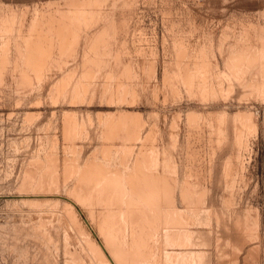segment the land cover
<instances>
[{
  "label": "rangeland",
  "instance_id": "1",
  "mask_svg": "<svg viewBox=\"0 0 264 264\" xmlns=\"http://www.w3.org/2000/svg\"><path fill=\"white\" fill-rule=\"evenodd\" d=\"M85 1L0 0V264H264V0Z\"/></svg>",
  "mask_w": 264,
  "mask_h": 264
},
{
  "label": "bare ground",
  "instance_id": "2",
  "mask_svg": "<svg viewBox=\"0 0 264 264\" xmlns=\"http://www.w3.org/2000/svg\"><path fill=\"white\" fill-rule=\"evenodd\" d=\"M72 1H73V0H72ZM76 1H78V0H76ZM81 1H83V0H81ZM84 1H85V0H84ZM88 1H89V0H88ZM74 2H75V0H74ZM85 2H86V1H85ZM89 2H90V1H89ZM75 3H76V2H75ZM78 3H80V1H79ZM82 3L84 4V2H82ZM75 6H76V5H75ZM79 7H81V6H79ZM74 8H75V7H74ZM9 10H10V9H9ZM78 10H79V9H78ZM83 10H84V9H83ZM69 11H71V10L69 9ZM71 12H74V11H71ZM81 12H84V11H81ZM65 13H67V12L65 11ZM78 13H80V12H78ZM85 13H86V12H85ZM70 14H71V13H70ZM88 14H89V13H88ZM6 15H7V14H6ZM63 15H65V14L63 13ZM75 15H76V16H73V17H78L79 14L77 15V13H76ZM80 15H81V14H80ZM86 15H87V13H86ZM83 16H84V20H85V19H86V18H85L86 16H85V15H83ZM9 17H10V16H9ZM53 17H54V19H55L56 16H53ZM60 17H61V16H60ZM63 17H64V16L61 17L62 19H58V17H56V20H61L62 23H63V22H64V21H63V19H64ZM65 17H67V16H65ZM81 17H82V16H80V18H81ZM90 17H91V16H90ZM37 18H38V17H37ZM39 18H40V17H39ZM51 18H52V17H51ZM51 18H50V19H51ZM69 18H70V16H69ZM88 18H89V17H88ZM92 18H93V17H92ZM54 19H53V20H54ZM8 20H9V19H8ZM12 20H13V19H11L10 21H12ZM34 20H36L35 17H34ZM34 20H33V21H34ZM65 20H66V19H65ZM69 20L71 21V19H69ZM82 20H83V19L81 18V21H82ZM6 21H7V20H6ZM33 21H32V22H33ZM39 21H40V20H39ZM66 21H68V20H66ZM75 21H76V20H75ZM75 21H73V22H75ZM88 21H89V20H88ZM88 21H87V22H88ZM7 22H8V21H7ZM49 22H50V21H49ZM76 22H77V21H76ZM82 22H83V21H82ZM84 22H86V21H84ZM1 23H2V22H1ZM8 23H9V22H8ZM10 23H12V22H10ZM10 23L7 24V23L4 22L3 24H4V26H5V24L10 25ZM33 23H35V22H33ZM33 23H31V24H33ZM36 23H37V22H36ZM36 23H35V26L37 25ZM40 23H42V22H40ZM57 23H58V22H57ZM70 23L73 24L72 22H70ZM80 23H81V22H80ZM3 24H2V25L0 24V25L3 26ZM49 24H50V23H49ZM49 24H48V27H50V26L52 25V27L49 28V29H51L50 31H52V28H53V26H55V25L53 24V22H52V24H51L50 26H49ZM67 24H68V23H67ZM56 25H57V24H56ZM59 25H61V24H59ZM65 25H66V22H65ZM65 25H63L62 27H64ZM30 26H31V25H30ZM70 26H71V25H70ZM74 26H75V25H74ZM79 26H80V25H78L77 27L79 28ZM5 27H7V26H5ZM10 27H11V26H10ZM32 27H34V25H33ZM32 27L29 28V29L31 30V32H32V30H36V29H32ZM38 27H39L38 29H41V28H42L41 25L38 26ZM40 27H41V28H40ZM55 27H56V26H55ZM55 27H54V28H55ZM60 27H61V26H60ZM65 27H66V26H65ZM67 27H69V25H68ZM77 27H76V28H77ZM2 28H3V27H2ZM57 28H59V27L57 26ZM57 28H56V29H57ZM71 28H72V27H71ZM6 29H7V28H6ZM60 29H61V28H60ZM60 29H59V30H60ZM65 29L67 30L68 28H65ZM69 29H70V28H69ZM74 29H75V28H74ZM41 30H42V29H41ZM39 31H40V30H38V32H36V33L34 32V33H35V34H38ZM42 31H43V30H42ZM42 31H41V32H42ZM56 31H57V30H56ZM61 31H62V30H61ZM61 31H60V33H61ZM63 31H64V30H63ZM67 31H68V30H67ZM74 31H75V30H74ZM102 31H103V30H102ZM21 32H22V31H21ZM29 32H30V31H29ZM29 32L26 34L27 36H28ZM44 32H45V30H44ZM47 32H48V31H47ZM47 32H46V33H47ZM54 32H55V31H54ZM57 32H59V31H57ZM65 32H66V31H65ZM70 32H71V30H70ZM75 32H77V31H75ZM75 32H74V33H75ZM100 32H101V31H100ZM62 33H63V32H62ZM101 33H102V32H101ZM23 34H24V33H23ZM30 34H31V33H30ZM41 34H42V33H41ZM47 34H48V33H47ZM56 34H57V33H55V35H56ZM67 34H69V33L67 32ZM67 34H66V36H67ZM70 34H71V33H70ZM60 35H61V34H60ZM2 36H3V34H2ZM27 36H26V37H27ZM30 36H32V35H30ZM30 36H28L27 38H29ZM40 36H42V35L39 34V37H40ZM57 36H58V35H57ZM64 36H65V34H64ZM66 36H65V37H66ZM10 37H11V36H10ZM23 37H24V36H23ZM26 37H24L26 40L23 38V40H24L23 42L26 43L25 41H27V44H28V41H29V40H27ZM32 37H36V36H32ZM37 37H38V35H37ZM37 37H36V39H37ZM53 37H54V36H53ZM58 37H59V36H58ZM65 37H64V38L62 37V42H63V39L65 40ZM76 37H77V36H76ZM101 37H102V36H101ZM2 38H3V37H2ZM55 38H56V37H55ZM59 38H60V37H59ZM13 39H14V38H13ZM44 39H45V38H44ZM44 39H43V40H44ZM46 39H49V38H46ZM50 39H51V38H50ZM60 39H61V38H60ZM11 40H12V39H11ZM30 40H31V38H30ZM32 40H33V38H32ZM32 40H31V42H32ZM43 40H42V42H43ZM51 40H52V39H51ZM54 40H55V39H54ZM67 40H68V36H67ZM45 41H46V40H45ZM47 41H49V40H47ZM47 41H46V42H47ZM52 41H53V40H52ZM76 41H77V40H76ZM99 41H101V40H99ZM99 41H98V42H99ZM23 42H22V43H23ZM38 42L41 43L40 40H39ZM38 42H36V44H37V49H38L39 46H40V45L38 44ZM46 42H45V43H46ZM64 42H65V41H64ZM67 42H68V41H67ZM34 43H35V40H34ZM57 43H58V42H57ZM18 44H19V42H18ZM18 44H17V45H18ZM36 44H35V45H36ZM42 44H43V43H42ZM49 44H50V43H48L47 47L49 46ZM52 44H56V42L54 43V41H53ZM61 44H62V43H61ZM72 44H73V43H72ZM72 44H71V45H72ZM4 45L6 46V44H4ZM19 45H20V44H19ZM31 45H34V44H31ZM43 45H44V44H43ZM45 45H46V44H45ZM58 45L61 46V48H62V46H63V45H60V43H58ZM64 45H65V44H64ZM66 45H67V44H66ZM68 45H69V43H68ZM87 45H88V44H87ZM25 46H26V45H25ZM29 46H30V44L27 45V47H29ZM34 47H35V46H34ZM42 47H43V49H44V46H42ZM49 47H50V46H49ZM51 47H52V46H51ZM51 47H50V48H51ZM53 47H55V45H54ZM53 47H52V48H53ZM21 48H22V47H21ZM25 48H26V47H25ZM61 48H59V49H61ZM26 49H27V48H26ZM43 49H41V50H43ZM46 49H47V48H46ZM46 49H44V52H42L43 54L45 53V50H46ZM64 49H65V48L63 47V49H62L63 52H64ZM68 49H69V48H68ZM73 49H74V48H73ZM247 49H248V48H247ZM251 49H252V48H251ZM20 50H21V49H20ZM33 50H34V48H33ZM47 50H48V49H47ZM47 50H46V51H47ZM38 51H40V48H39ZM59 51H61V50H59ZM30 52H31V51H30ZM33 52H34V51H33ZM33 52H31V53H33ZM52 52H53V51H52ZM52 52H49V53H52ZM61 52H62V51H61ZM63 52H62V53H63ZM68 52H69V50H68ZM245 52H246V51H245ZM252 52H253V51H252ZM260 52H261V51H260ZM27 53H28V51H27ZM31 53H30V54H31ZM38 53H39V52H37V56H35L36 58L38 57V55L43 56V57H42L43 59L45 58V56H44L41 52H40V54H38ZM236 53H237V52H236ZM256 53H257V52H256ZM22 54H23V53H22ZM24 54H25V52H24ZM28 54H29V53H28ZM34 54H36V53L34 52ZM46 54H48V53H46ZM60 54H61V53H60ZM237 54H238V53H237ZM259 54H260V53H259ZM19 55H20V54H19ZM249 55H250V54H249ZM260 55H261V54H260ZM12 56H13V55H12ZM12 56H10V57H12ZM25 56H26V55H25ZM31 56H32V55H31ZM31 56H30V58H31ZM41 56H39V58H40ZM51 56H52V55H51ZM247 56H248V55H247ZM20 57H21V55H20ZM22 57H23V55H22ZM33 57H34V56H33ZM33 57H32V58H33ZM49 57H50V56H49V54H48V57H47V58H49ZM4 58H5V57H4ZM27 58H28V56H27ZM30 58H28V59H25V58H24V59L27 60V61H28V60L31 61ZM36 58H35V60H36ZM50 58H51V57H50ZM237 58H238V57H237ZM249 58H250V57H249ZM18 59H20V58H18ZM33 59H34V58H33ZM40 59H41V58H40ZM43 59H42V60H43ZM245 59H246V58H245ZM245 59H244V60H245ZM5 60H6V59H5ZM45 60H47V59H45ZM33 61H34V60H33ZM33 61H32V62H33ZM36 61L39 62V61H41V60H39V61L36 60ZM232 61H233V60H232ZM234 61H235V58H234ZM249 61H250V60H249ZM34 62H35V61H34ZM37 62H35V64H36ZM41 62H42V61H41ZM41 62H40L39 64H41V68H42V67H44V64H45V63H44V62L41 63ZM52 62H53V61H52ZM244 62H245V61H244ZM256 62H257V61H256ZM12 63H13V62H12ZM20 63H21V62H19V64H20ZM28 63L30 64L29 61H28ZM47 63H48V62H47ZM254 63H255V62H254ZM25 64H27V62H26ZM29 64H28V65H29ZM37 64H38V63H37ZM39 64L37 65L38 67H40ZM233 64H234V63H233ZM21 65H23V64H21ZM42 65H43V66H42ZM242 65H245L244 67H246V64H242ZM261 65H262V64H261ZM261 65H260V66H261ZM29 66H30V65H29ZM37 66H35V67L37 68ZM45 66H46V65H45ZM47 66H48V65H47ZM260 66H259V68H260ZM35 67H33V68H35ZM234 67H236V66H234ZM237 67H238V66H237ZM247 67H248V66H247ZM41 68H40V69H41ZM234 69H235V68H234ZM236 69H237V68H236ZM7 70H8V69H7ZM240 70H242V69H240ZM243 70H244V69H243ZM262 70H263V69H262ZM25 71H26V69H25ZM38 71H39V70H38ZM263 71H264V70H263ZM50 72H51V71H50ZM240 72H241V71H240ZM26 73H27V72H26ZM33 74H34V73H33ZM25 75H26V74H25ZM3 76H4V75H3ZM33 76H34V75H33ZM5 77H6V76H5ZM10 78H11V77H10ZM31 79H32V78H31ZM38 79H39V78H38ZM10 80H11V79H10ZM2 81H3V80H2ZM25 81H26V79H25ZM32 86H33V85H32ZM204 86H205V85H204ZM28 90H29V89H28ZM30 91H31V90H30ZM20 93H21V92H20ZM26 113H27V112H26ZM246 119H247V118H246ZM250 119H252V118H250ZM248 120H249V118H248ZM240 122H241V120H240ZM118 123H119V121H118ZM104 129H105V128H104ZM105 130H106V129H105ZM134 131H135V130H134ZM239 132H240V130L238 131V133H239ZM242 133H243V132H242ZM242 133H240L239 135H237V136L235 137V138H237V140L235 141V143H237L238 141H239V142H240V141L243 142V140H241V134H242ZM116 134H117V133H116ZM236 134H237V132H236ZM132 135H133V134H132ZM140 135H141V134H140ZM104 136H105V135H104ZM109 136H110V135H109ZM117 136H118V134H117ZM150 136H151V135H150ZM245 137H246V136H245ZM107 139H108V138H107ZM129 139H130V138H129ZM139 139H140V138H139ZM242 139H243V138H242ZM123 140H124V139H123ZM147 142H148V141H147ZM149 142H150V141H149ZM130 143H131V142H130ZM143 144H144V143H143ZM237 144H239V143H237ZM241 144L243 145V143H241ZM241 144H240V145H241ZM245 144H246V143H245ZM239 147H240V146H239ZM239 147H238V148H239ZM238 148H237V149H238ZM106 151H107V150H106ZM235 151H236V150H235ZM242 151H243V150H242ZM127 152H128V151H127ZM151 153H153V152H151ZM235 153H236V152H235ZM53 154H54V153H53ZM238 155H239V154H238ZM34 156H35V155H34ZM36 156H37V155H36ZM135 157H136V156H135ZM100 159H101V158H100ZM100 159H99V160H100ZM95 160H96V159H95ZM70 161H71V160H70ZM87 161H88V160H87ZM152 161H153V159H152ZM164 161H165V160H164ZM170 161H171V160H170ZM44 162H45V160H44ZM141 162H142V160H141ZM233 162H234V161H233ZM233 162H232V163H233ZM46 163H47V162H46ZM46 163H45V164H46ZM97 163H98V162H97ZM133 163H134V162H133ZM78 164H80V163H78ZM136 164H137V163H136ZM140 164H141V163H140ZM142 164H143V163H142ZM168 164H169V163H168ZM172 164H173V163H172ZM229 164H230V162H229ZM97 165H98V164H97ZM100 165H101V164H100ZM100 165H99V167H100ZM147 165H148V164H147ZM147 165H146V166H147ZM155 165H156V164H155ZM106 166H107V165H106ZM128 166H129V165H128ZM130 166H131V165H130ZM138 166H139V165H138ZM151 166H152V165H151ZM228 166H229V165H228ZM228 166H227V167H228ZM141 167H142V165H141ZM148 167H149V166H148ZM156 167H157V165H156ZM240 167H241V165H240ZM45 168H46V167H45ZM82 168H83V167H82ZM84 168H85V167H84ZM112 168H114V167H112ZM152 168H153V166H152ZM165 168L167 169V167H165ZM170 168H171V167H170ZM174 168H175V167H174ZM231 168H232V167H231ZM35 169H36V168H35ZM37 169H38V168H37ZM52 169H53V168H52ZM92 169H93V168H92ZM117 169H118V168H117ZM120 169H121V168H120ZM145 169H147V168H145ZM153 169H154V168H153ZM156 169H157V168H156ZM163 169H164V168H163ZM43 170H44V169H43ZM100 170H101V169H100ZM107 170H108V169H107ZM115 170H116V168H115ZM129 170H130V169H129ZM133 170H134V169H133ZM174 170H175V169H174ZM227 170H229V169L227 168ZM230 170H231V169H230ZM77 171H79V170H77ZM101 171H102V170H101ZM101 171H100V172H101ZM131 171H132V170H131ZM158 171H160V170H158ZM170 171H171V170H170ZM38 172H39V171H38ZM57 172H58V171H57ZM108 172H109V171H108ZM227 172H228V171H227ZM43 173H44V172H43ZM112 173H113V172H112ZM112 173H110V174H112ZM118 173H119V172H117V173H115V174H118ZM149 173H150V172H149ZM25 174H26V173H25ZM74 174L76 175V173H74ZM113 174H114V173H113ZM143 174H144V173H143ZM153 174H156V173H153ZM38 175H39V174H38ZM77 175H78V174H77ZM122 175H123V174H122ZM126 175H127V174H126ZM148 175H149V174H148ZM160 175H161V174H160ZM169 175H170V174H169ZM172 175H173V174H172ZM34 176H35V175H34ZM105 176H106V175H105ZM115 176H116V175H115ZM135 176H136V175H135ZM154 176H156V175H154ZM154 176H153V177H154ZM107 177H108V176H107ZM124 177H125V176H124ZM124 177H123V180H124V182H125ZM142 177H143V176H142ZM150 177H151V175H150ZM162 177H163V176H162ZM26 178H28V177H26ZM34 178H35V177H34ZM54 178H55V177H54ZM114 178H115V177H113V179H114ZM145 178H146V177H145ZM160 178H161V177H160ZM169 178H170V177H169ZM116 179H117V182H118V178H115V180H116ZM138 179H139V178H138ZM154 179H156V178H154ZM107 180H109V179H107ZM111 180H112V179H111ZM121 180H122V179H121ZM123 180H122V181H123ZM129 180H130V179H129ZM143 180H144V179H143ZM150 180H151V178H150ZM159 180H160V179H159ZM165 180H166V178H165ZM190 180H191V179H190ZM112 181H113V180H112ZM139 181H140V179H139ZM163 181H164V180H163ZM178 181H179V180H178ZM229 181H230V180H229ZM231 181H232V180H231ZM53 182H54V181H53ZM126 182H127V181H126ZM137 182H138V181H137ZM154 182H155V181H154ZM169 182H171V179H170ZM51 183H52V182H51ZM121 183H122V182H121ZM158 183H159V182H158ZM173 183H174V182H173ZM182 183H183V181H182ZM21 184H22V183H21ZM54 184H55V183H54ZM124 184H125V183H124ZM128 184H129V183H128ZM128 184H127V185H128ZM131 184H133V183H131ZM141 184H142V183H141ZM141 184H140V185H141ZM146 184H147V183H146ZM146 184H145V185H146ZM186 184H187V183H186ZM226 184H227V183H226ZM231 184H232V183H231ZM27 185H28V184H27ZM34 185H35V184H34ZM101 185H102V184H101ZM109 185H110V184H109ZM113 185H114V184H113ZM113 185H112V186H113ZM121 185H123V184H121ZM136 185H137V184H136ZM148 185H149V184H148ZM152 185H153V184H152ZM155 185H156V184H155ZM173 185H174V184H173ZM178 185H179V184H178ZM181 185H182V184H181ZM181 185H180V186H181ZM183 185H184V183H183ZM227 185H228V184H227ZM227 185H226V186H227ZM229 185H230V184H229ZM229 185H228V186H229ZM55 186H57V185H55ZM86 186H87V185H86ZM123 186H124V185H123ZM138 186H139V185H138ZM142 186H143V185H142ZM175 186H177V185H175ZM226 186H225V187H226ZM233 186H234V184H233ZM115 187H116V186H115ZM124 187L128 188V190L130 191L129 187L131 188V185L128 186V187L125 185ZM134 187H135V186H134ZM155 187H156V186H155ZM157 187H158V186H157ZM160 187H161V185H160ZM166 187H167V186H166ZM177 187H178V186H177ZM182 187H183V186H182ZM230 187H231V186H230ZM86 188H87V187H86ZM98 188H99V187H98ZM98 188H97V189H98ZM109 188L111 189V187H109ZM120 188H121V187H120ZM120 188H119V189H120ZM139 188H140V187H139ZM143 188H144V187H143ZM143 188H142V189H143ZM147 188H148V187H147ZM150 188H151V187H150ZM170 188H171V187H170ZM232 188H233V187H232ZM107 189H108V188H107ZM115 189H117V188H115ZM161 189H162V188H161ZM166 189H167V188H166ZM178 189H179V188H178ZM178 189H177V190H178ZM182 189H183V188H182ZM88 190H89V189H88ZM88 190H87V192H88ZM93 190H94V189H93ZM113 190H114V189H113ZM140 190H141V189H140ZM147 190H149V188H148ZM158 190H159V189H158ZM40 191H41V189H40ZM81 191H82V190H81ZM91 191H92V190H91ZM95 191H96V190H95ZM106 191H107V190H106ZM124 191H125V189H124ZM131 191H132V190H131ZM136 191H138V190H136ZM142 191H143V190H142ZM145 191H146V190H145ZM155 191H156V190H155ZM164 191H165V190H164ZM23 192H24V191H23ZM27 192H28V191H27ZM52 192H53V191H52ZM82 192H83V191H82ZM87 192H86V194H87ZM89 192H90V191H89ZM96 192H97V191H96ZM151 192H152V191H151ZM162 192H163V191H162ZM185 192H186V191H185ZM194 192H195V191H194ZM71 193H72V192H71ZM108 193H109V192H108ZM113 193H114V191H113ZM117 193H119L118 190H117ZM130 193H131V192H130ZM138 193H140V192H138ZM159 193H160V192H159ZM179 193H180V192H179ZM29 194H30V193H29ZM29 194H27V195H29ZM37 194H39V193H37ZM81 194H82V193H81ZM88 194H89V193H88ZM90 194H92V193L90 192ZM110 194H112V193H110ZM110 194H109V195H110ZM119 194H120V193H119ZM127 194H128V193H127ZM143 194H144V193H143ZM143 194H142V195H143ZM156 194H157V193H156ZM182 194L184 195V190H183V193H182ZM185 194H186V193H185ZM198 194H199V193H198ZM33 195H34V194H33ZM35 195H36V194H35ZM104 195H105V194H104ZM125 195H126V193H125ZM129 195H130V194H129ZM146 195H147V194H146ZM158 195H159V194H158ZM161 195H162V194H161ZM161 195H160V196H161ZM165 195H166V194H165ZM168 195H169V193H168ZM170 195H171V194H170ZM186 195H187V194H186ZM99 196H100V194H99ZM113 196H114V195H113ZM115 196H116V195H115ZM115 196H114V197H115ZM127 196H128V195H127ZM127 196H125V197H127ZM143 196H145V195H143ZM153 196H154V195H153ZM156 196H157V195H156ZM172 196H173V195H172ZM232 196H233V194H232ZM78 197H79V196H78ZM80 197H81V196H80ZM82 197H83V195H82ZM84 197H87V198H88V197H91V195H89V196H85V195H84ZM102 197H103V196H102ZM105 197H106V195H105ZM139 197H141V196L139 195ZM177 197H178V196H177ZM187 197H188V196H187ZM187 197H186V198H187ZM193 197H194V196H193ZM197 197H198V196H197ZM226 197H227V196H226ZM27 198H28V197H27ZM92 198H93V195H92ZM108 198H109V196H108ZM128 198H129V197H128ZM149 198H150V197H149ZM161 198H163V197H161ZM161 198H160V199H161ZM182 198H183V197H182ZM184 198H185V197H184ZM200 198H201V197H200ZM229 198H230V197H229ZM33 199H34V198H33ZM111 199L113 200V198H111ZM122 199H125V198L123 197ZM150 199H151V198H150ZM157 199H158V198H157ZM172 199H173V198H172ZM175 199H176V198H175ZM227 199H228V198H227ZM87 200H88V199H87ZM90 200H91V198H90ZM104 200H105V199H104ZM108 200H109V199H108ZM116 200H117V198H116ZM118 200H119V199H118ZM118 200H117V201H118ZM127 200H128V199H127ZM136 200H137V199H136ZM162 200H163V199H162ZM177 200H178V199H177ZM79 201H80V200H79ZM88 201H89V200H88ZM121 201H122V200H121ZM140 201H141V200H140ZM143 201H144V199H143ZM157 201H158V200H157ZM174 201H175V200H174ZM174 201H172V202H174ZM183 201H184V200H183ZM109 202H110V200H109ZM128 202H129V201H128ZM135 202H136V201H135ZM149 202H150V201H149ZM152 202H153V200H152ZM155 202H156V201H155ZM158 202L160 203V201H158ZM165 202H166V201H165ZM175 202H176V201H175ZM185 202H186V201H185ZM232 202H233V201H232ZM68 203H69V202H68ZM106 203H107V202H106ZM118 203H119V202H118ZM118 203H115V205L118 204ZM120 203H121V202H120ZM122 203H123V202H122ZM125 203H126V202H125ZM131 203H132V201H131ZM138 203H139V201H138ZM142 203H143V202H142ZM91 204H92V203H91ZM91 204H90V205H91ZM104 204H105V203H104ZM108 204H109V203H108ZM129 204H130V203H129ZM144 204H146V202H144ZM144 204H142V205H144ZM149 204H150V203H149ZM155 204H157V203H155ZM167 204H168V203H167ZM185 204H186V203H185ZM196 204H197V203H196ZM95 205H96V204H95ZM112 205H113V204H112ZM119 205H120V204H119ZM123 205H125V204H123ZM131 205H132V204H131ZM131 205H130V207H131ZM134 205H135V204H134ZM140 205H141V204H140ZM152 205H153V204H152ZM157 205H158V204H157ZM160 205H161V204H160ZM162 205H163V204H162ZM165 205H166V204H165ZM191 205H192V204H191ZM102 206H103V205H102ZM135 206H136V205H135ZM144 206H146V205H144ZM144 206H143V207H144ZM148 206H149V205H148ZM154 206H155V205H154ZM154 206H153V207H154ZM167 206H168V205H167ZM186 206H187V205H186ZM112 207H115V206H111V208H112ZM116 207H117V205H116ZM121 207H123V206H121ZM169 207H170V206H169ZM171 207H172V206H171ZM175 207H176V206H175ZM106 208H107V207H106ZM123 208H124V207H123ZM123 208H122L121 210H123ZM127 208H129V207H128V204H127ZM127 208H126V209H127ZM133 208H134V207H133ZM136 208H137V207H136ZM139 208H140V207H139ZM145 208L148 209L147 206H146ZM156 208H158V207H155V209H156ZM160 208H161V206H160ZM160 208H159V209H160ZM178 208H179V207H178ZM109 209H110V206H109ZM115 209H116V208H115ZM117 209H118V207H117ZM149 209H151V208H149ZM153 209H154V208H153ZM162 209H163V208H162ZM162 209H161V212H162ZM164 209H165V207H164ZM170 209H171V208H170ZM172 209H173V208H172ZM73 210H74V209H73ZM111 210H112V209H111ZM136 210H139V209H136ZM165 210H166V209H165ZM177 210H178V209H177ZM177 210H176V211H177ZM195 210H196V209H195ZM68 211H69V210H68ZM102 211H103V210H102ZM107 211H108V209H106V212H107ZM113 211H114V210H113ZM129 211H130V210H129ZM131 211H132V209H131ZM131 211H130V213H131ZM134 211H135V210H134ZM134 211H133V212H134ZM141 211H142V210H141ZM141 211H138V212H141ZM149 211L151 212V210H149ZM154 211H155V210H154ZM154 211H153V212H154ZM168 211H169V208H168ZM173 211H175V210H172V212H173ZM178 211H179V210H178ZM109 212H110V211H109ZM119 212H120V210H119ZM119 212H118V214H119ZM124 212H125V211H124ZM124 212H123V213H124ZM126 212H127V210H126ZM169 212H170V211H169ZM186 212H187V210H186ZM194 212H195V211H194ZM73 213H74V212H73ZM92 213H93V212H92ZM96 213H97V212H96ZM110 213L113 214V212H110ZM127 213H128V212H127ZM127 213H126L125 215H127ZM146 213H147V212H146ZM155 213H157V212L155 211ZM155 213H153L152 215H154ZM159 213H160V212H159ZM162 213H163V212H162ZM170 213H171V212H170ZM170 213L167 212V214H170ZM188 213H189V212H188ZM118 214H116V215H118ZM140 214H141V213H140ZM149 214H150V213H149ZM173 214H174V213L170 214V216H172ZM176 214H177V213H175V216H176ZM183 214H184V213H183ZM99 215H100V214H99ZM102 215H103V214H102ZM136 215H138V214H136ZM145 215H146V214H144V216H145ZM150 215H151V214H150ZM156 215H157V214H155L154 217H155ZM160 215H162V214H160ZM177 215H178V214H177ZM91 216H92V215H91ZM94 216H96V215H94ZM112 216L115 217V215H112ZM121 216H122V215H120V216L118 215V217H120V218L122 219ZM132 216H133V215H131V217H132ZM163 216H164V215H163ZM166 216H167V215H166ZM166 216H165V217H166ZM192 216H193V215H192ZM113 217H111V219H112ZM128 217H129V216H128ZM146 217H147V216H146ZM157 217H158V216H157ZM165 217H162V218H165ZM179 217H180V215H179ZM181 217H182V216H181ZM93 218H94V217H93ZM105 218H106V214H105ZM107 218H108V217H107ZM109 218H110V217H109ZM109 218H108V219H109ZM123 218H124V217H123ZM139 218L142 219L141 217H139ZM143 218H144V217H143ZM166 218H167V217H166ZM169 218H171V217H169ZM169 218H168V219H169ZM173 218H175L174 215H173V217H172V220H173ZM177 218H178V217H176V219H177ZM184 218H185V217H184ZM191 218H193V217H191ZM191 218H190V219H191ZM72 219H73V218H72ZM99 219H100V218H99ZM114 219H116V218H113V220H114ZM127 219H128V218H127ZM131 219H132V218H131ZM145 219H146V218H145ZM145 219H144V220H145ZM148 219H149V218H148ZM150 219H151V217H150ZM157 219H160V217L157 218ZM176 219H174L175 222H176ZM182 219H183V218H182ZM182 219H181V220H182ZM194 219H195V218H194ZM93 220H95V219H93ZM106 220H107V219H106ZM113 220H112V221H113ZM165 220H166V219H164V220L162 219V221H164V223L167 222V221H165ZM172 220H169V221H170V224H171V221H172ZM181 220H179V218H178V221H179V222H180ZM188 220H189V219H188ZM240 220H241V219H240ZM98 221H99V220H98ZM100 221H101V220H100ZM107 221H109V220H107ZM107 221H103V222L105 223V224L103 223V224H104V225H103L104 227H109V226L106 225V224L108 223ZM112 221H111V223H112ZM130 221H131V220H130ZM190 221H191V220H190ZM101 222H102V221H101ZM106 222H107V223H106ZM115 222H116V221H114V223H115ZM121 222H122V220H121ZM123 222H127V220H126V221H123ZM134 222H135V221H134ZM136 222H137V221H136ZM136 222H135V226H136ZM140 222H141V221H140ZM151 222H152V221H151ZM153 222L156 223V221H154V220H153ZM157 222H158V221H157ZM183 222H184V221H183ZM191 222H192V221H191ZM238 222H239V221H238ZM116 223H118V222H116ZM119 223H120V222H119ZM128 223H129V222H128ZM148 223H149V222H148ZM148 223H147V224H148ZM155 223H154V224H155ZM164 223H163V224H164ZM177 223H178V222H177ZM177 223H176V225H177V227H179ZM123 224H124V223H123ZM125 224H126V223H125ZM129 224H131V223H129ZM132 224H133V222H132ZM154 224H153V225H154ZM157 224H158V223H157ZM157 224H156V225H157ZM168 224H169V222H168ZM170 224H169V225H170ZM173 224L175 225V223H173ZM105 225H106V226H105ZM108 225H109V223H108ZM137 225H138V224H137ZM140 225H144V226H145L146 224H145V223H144V224H141V223H140ZM169 225H167L168 228H169ZM174 225H173V227H174ZM181 225H182V224H181ZM120 226H122L121 223H120ZM124 226H125V225H124ZM126 226H127V224H126ZM126 226H125V227H126ZM129 226H130V225H128V228H130ZM146 226H147V225H146ZM158 226H159V224H158ZM158 226H157V227H158ZM162 226H164V225H162ZM112 227H114V226H112ZM115 227H116V226H115ZM139 227H140V226H139ZM152 227H154V226H152ZM177 227H176V228H177ZM180 227H181V226H180ZM185 227H186V226H185ZM110 228H111V227H110ZM128 228H127V229H128ZM134 228H135V227H134ZM145 228H146V227H145ZM145 228H142V227H141L140 229H145ZM158 228H160V227H158ZM161 228H162V227H161ZM161 228H160V229H161ZM165 228H166V225H165ZM171 228H172V227H171ZM176 228H175V229H176ZM114 229H115V228H114ZM117 229H118V227H117ZM121 229H123V228H121ZM132 229H133V228H132ZM135 229H136V228H135ZM146 229H147V228H146ZM146 229H145V230H146ZM148 229H149V227H148ZM155 229H156V228H155ZM160 229H156V230H159V231H160ZM162 229H163V228H162ZM169 229H170V228H169ZM169 229H168V230H167V229H166V230L164 229V230H165V233H163V234H165V235H164V242H165L166 245L176 243V242H175V239H176L175 236L177 235V233H176V235H173V232L171 233V231H169ZM173 229H174V228H173ZM173 229H172V230H173ZM177 229L179 230L180 228H177ZM182 229H183V231H184V228H182ZM105 230H106V229H105ZM109 230H111V229H109ZM109 230L107 229V231H109ZM118 230H119V229H118ZM129 230H130V229H129ZM138 230H139V228H138ZM186 230H188V228H186ZM102 231H103V229H102ZM107 231H104V232H107ZM123 231H124V230H123ZM125 231H126V229H125ZM125 231H124L123 234H125ZM133 231H135V230H133ZM142 231H143V230H142ZM150 231H152V230H149V232H150ZM161 231H162V230H161ZM175 231H176V230H175ZM175 231H174V232H175ZM109 232H110V231H109ZM121 232H122V231H121ZM130 232H131V231H130ZM157 232H158V231H157ZM162 232H164V231H162ZM177 232H178V231H177ZM179 232H182V231H179ZM114 233H115V231L113 232V235H111V233L109 234V236L111 235V236H110V241H111V237L114 236ZM137 233H139V232L137 231L136 234H137ZM152 233H154V232L152 231L151 234H152ZM183 233H184V232H183ZM187 233H188V231H187ZM187 233H185V234H187ZM189 233H190V231H189ZM194 233H195V232H194ZM194 233H193V234H194ZM116 234H117V232H116ZM118 234H119V233H118ZM123 234H122V235H123ZM132 234H133V232H132ZM134 234H135V233H134ZM146 234H148V233H146ZM154 234H155V233H154ZM156 234H157V233H156ZM158 234H159V232H158ZM185 234H184V235H185ZM198 234H199V233H198ZM200 234H201V233H200ZM200 234H199V235H200ZM120 235H121V234H120ZM120 235H118V236H120ZM122 235H121V236H122ZM139 235H140V234H139ZM142 235H143V234H142ZM142 235H141V236H142ZM184 235H182V236H183V237H186V235H185V236H184ZM187 235L189 236V234H187ZM191 235H192V233H191ZM85 236H86V234H85ZM125 236H126V235H125ZM125 236H124V237H125ZM129 236H131V234H130ZM137 236H138V235H137ZM141 236H140V237H141ZM148 236H149V235H148ZM155 236H156V235H155ZM162 236H163V235H162ZM178 236H179V235H177V237H178ZM182 236H180V237L182 238ZM192 236H193V235H192ZM192 236H191V237H192ZM202 236H203V235H202ZM206 236H207V235H206ZM122 237H123V236H122ZM133 237H134V236H133ZM135 237H136V236H135ZM159 237H160V236H158V239H159ZM180 237H179L178 239H179V241H182V239L180 240ZM189 237H190V236H189ZM204 237H205V236H204ZM204 237H203V238H204ZM88 238H89V237H88ZM108 238H109V237H108ZM120 238H121V237H120ZM120 238H118V239H120ZM130 238H131V237H130ZM112 239H115V240H116V239H117V236H116V238H113V237H112ZM125 239H126V237H125ZM125 239H124V240H125ZM127 239H128V238H127ZM145 239H146V238H145ZM149 239H150V238H149ZM151 239H152V238H151ZM151 239H150V240H151ZM183 239H186L185 241L187 242V237H186V238H183ZM121 240H122V238H121ZM121 240H120V241H121ZM124 240H123V241H124ZM132 240H134V239H132ZM136 240H137V239H136ZM136 240H135V241H136ZM147 240H148V239H147ZM188 240H189V238H188ZM190 240H191V238H190ZM190 240H189V241H190ZM107 241H108V240H107ZM112 241H113V240H112ZM125 241H126V240H125ZM129 241H131V240H129ZM176 241H177V239H176ZM189 241H188V242H189ZM199 241H200V240H199ZM118 242H119V240H118ZM152 242H153V240H152ZM162 242H163V240H162ZM110 243H111V242H110ZM123 243H124V242H123ZM129 243H130V242H129ZM139 243H141V241H140ZM143 243H144V242H143ZM153 243L155 244V242H153ZM189 243H190V242H189ZM189 243H188V244H189ZM192 243H194V242H192ZM95 244H96V243H95ZM115 244H117V243H115ZM118 244L122 245L121 243H118ZM118 244H117V245H118ZM125 244H126V243H125ZM125 244H124V245H125ZM130 244H131V243H130ZM144 244H146V242H145ZM148 244H149V243H148ZM150 244H151V242H150ZM150 244H149V245H150ZM154 244H152V245H154ZM177 244H178V243H177ZM179 244H180V242H179ZM98 245H99V244H98ZM124 245H123V246H124ZM135 245H137V244H135ZM140 245H141V244H140ZM156 245H157V244H156ZM156 245H155V248H156ZM166 245H165V246H166ZM108 246H109V245H108ZM113 246H114V245H113ZM138 246H139V245H138ZM141 246H142V245H141ZM145 246H147V245H145ZM145 246L143 245L142 247L145 248ZM182 246H183V245H182ZM97 247H98V246H97ZM104 247H105V245H104ZM117 247H118V249H119V246H117ZM133 247H134V246H132V248H133ZM136 247H137V246H136ZM136 247H134V248L136 249ZM142 247H141V248H142ZM149 247H150V246H149ZM159 247H160V246H159ZM163 247H164V246H163ZM171 247H172V246H171ZM187 247H188V246H187ZM191 247H192V246H191ZM99 248H100V247H99ZM101 248H102V247H101ZM105 248H107V247H105ZM122 248H123V247H122ZM125 248H126V247H125ZM139 248H140V247H139ZM146 248H147V247H146ZM146 248H145V249H146ZM166 248H167V249H166V253H167V255H168L169 253H171V251L168 250L169 247H166ZM95 249H97V248H95ZM116 249H117V248H116ZM116 249H115V251H118V250H116ZM129 249H130V248H129ZM162 249H163V248H162ZM181 249H182V248H181ZM181 249H180V252L178 251V250H179V249H178V250H177V253L179 252V254H180V253L182 252ZM98 250H99V249H98ZM100 250H102V249H100ZM112 250H113V249H112ZM143 250H144V249H143ZM146 250H147V249H146ZM148 250H149V249H148ZM152 250H153V249H152ZM95 251H97V250H95ZM103 251H104V250H103ZM115 251H114V252H115ZM122 251H123V250H122ZM128 251H129V250L127 249V252H128ZM132 251H133V250H132ZM132 251H130L129 253L131 254ZM141 251H142V250H141ZM141 251H140V252H141ZM150 251H151V250H150ZM153 251H154V250H153ZM159 251H160V250H159ZM190 251H192V250H190ZM89 252H90V251H89ZM125 252H126V249H125ZM151 252H152V251H151ZM151 252H150V253H151ZM172 252H173V251H172ZM174 252H175V251H174ZM93 253H94V252H93ZM97 253H98V252H97ZM110 253H111V252H109L108 255H106V254H104V255L108 256V259H107V260H109L110 264H113V263H114V264H117L115 258H114L113 255L110 254ZM143 253H144V251H143ZM145 253H146V251H145ZM154 253H157V252H154ZM166 253H165V255H166ZM182 253H184V252H182ZM185 253L188 255L187 252H185ZM185 253H184L183 255H181V257H182V256H185ZM120 254H121V253H120ZM130 254H128V255H130ZM135 254H137V253H135ZM152 254H153V253H152ZM152 254H150V255H152ZM91 255H92V254H91ZM104 255H102V256H104ZM123 255H124V253H123ZM123 255L121 254V256L124 258ZM128 255H125V257L128 256ZM146 255L149 256L148 253H147ZM172 255H173V254H169L168 256L173 257ZM174 255H175V254H174ZM176 255H178V254H176ZM190 255H191V254H189V256H187V258H190V257H191ZM192 255H194V254H192ZM195 255H196V254H195ZM99 256H100V255H99ZM137 256H138V255H137ZM152 256H154V255H152ZM156 256H157V255H156ZM168 256H167V257H164V258H167V260H169V261L173 259V258H172V259H169ZM91 257H92V256H91ZM115 257H116V256H115ZM131 257H132V256H131ZM139 257H140V256H139ZM139 257H137V258H139ZM146 257H147V256H146ZM154 257H155V256H154ZM157 257H158V259H160L159 256H157ZM175 257H176V256H175ZM193 257H194V256H193ZM71 258H72V257H71ZM106 258H107V257H106ZM106 258H105V261H106ZM123 258H122V259H123ZM142 258H143V257H142ZM151 258H152V257H151ZM164 258H162V263H165V262H163V259H164ZM176 258H178V256H177ZM182 258H184V257H182ZM187 258H186V261L184 260V261H185V264H186V262H187V263L190 262V261L188 262L189 259H187ZM194 258H195V257H194ZM119 259H120V258H119ZM140 259H141V258H140ZM140 259H139V260H140ZM144 259H145V258H144ZM144 259L141 260V264H143L142 261H143V262L145 261L144 263H146V262L148 261V260H146V259L144 260ZM149 259H150V258H149ZM174 259H175V258H174ZM174 259H173V260H174ZM180 259H181V258H180ZM184 259H185V258H184ZM191 259H192V258H191ZM68 260H69V259H68ZM75 260H76V259H75ZM125 260H126V259H125ZM127 260H129V258H128ZM133 260H134V259H133ZM135 260L139 261L138 259H135ZM151 260H153V259H151ZM156 260H157V259H156ZM167 260H166V263H167V264H181V263L184 264V263L182 262L183 259H182L181 261H177V262H175V263H174V261H176V259H175L174 261H172L173 263H172V262L170 263V262L167 261ZM194 260H195V259H194ZM79 261H80V260H79ZM131 261H132V260H131ZM158 261L160 262V260H158ZM191 261H192V260H191ZM71 262H72V260H71ZM127 262H128V261H127ZM127 262H126V264H127ZM152 262H154V260H153ZM180 262H181V263H180ZM193 262H194V261H193ZM193 262H191V263H193ZM74 263H75V262H74ZM121 263H122V262H121ZM128 263H130V262H128ZM131 263H132V262H131ZM131 263H130V264H131ZM148 263H150V261H148L147 264H148ZM78 264H79V263H78ZM100 264H101V263H100ZM134 264H136V263H134ZM154 264H155V263H154ZM160 264H161V263H160Z\"/></svg>",
  "mask_w": 264,
  "mask_h": 264
}]
</instances>
